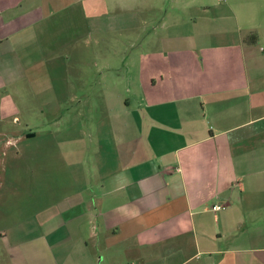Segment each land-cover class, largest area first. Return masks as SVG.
Wrapping results in <instances>:
<instances>
[{
	"label": "crops",
	"instance_id": "obj_1",
	"mask_svg": "<svg viewBox=\"0 0 264 264\" xmlns=\"http://www.w3.org/2000/svg\"><path fill=\"white\" fill-rule=\"evenodd\" d=\"M225 7L0 0V264H264V12Z\"/></svg>",
	"mask_w": 264,
	"mask_h": 264
},
{
	"label": "rangeland",
	"instance_id": "obj_2",
	"mask_svg": "<svg viewBox=\"0 0 264 264\" xmlns=\"http://www.w3.org/2000/svg\"><path fill=\"white\" fill-rule=\"evenodd\" d=\"M205 1V0H203ZM207 3L210 4L211 6V13L214 14L215 16H224L230 14L225 5H233L232 7V13L239 17L241 21L247 22L249 27H254L255 22L257 19H259L260 15L264 12L263 10H257L255 8H249L245 6V2H261L262 0H206ZM244 2V3H243ZM198 14V13H197ZM200 14V12H199ZM77 104H72V108H74ZM40 111V109H39ZM66 116V114H65ZM37 117L39 118L38 121L39 123L43 119L42 115L37 114ZM44 121V120H43ZM65 121V120H63ZM2 153V152H1ZM11 153V152H9ZM7 175L9 176L11 174V171L7 167ZM29 174V173H28ZM9 192V191H8ZM8 197H13L12 194H9Z\"/></svg>",
	"mask_w": 264,
	"mask_h": 264
},
{
	"label": "built area",
	"instance_id": "obj_3",
	"mask_svg": "<svg viewBox=\"0 0 264 264\" xmlns=\"http://www.w3.org/2000/svg\"><path fill=\"white\" fill-rule=\"evenodd\" d=\"M219 209H221L220 206H215V207L212 208L213 211H217V210H219Z\"/></svg>",
	"mask_w": 264,
	"mask_h": 264
},
{
	"label": "trees",
	"instance_id": "obj_4",
	"mask_svg": "<svg viewBox=\"0 0 264 264\" xmlns=\"http://www.w3.org/2000/svg\"><path fill=\"white\" fill-rule=\"evenodd\" d=\"M251 39H253V37H252V38L250 37V38L248 39V41L253 42V40H251Z\"/></svg>",
	"mask_w": 264,
	"mask_h": 264
}]
</instances>
